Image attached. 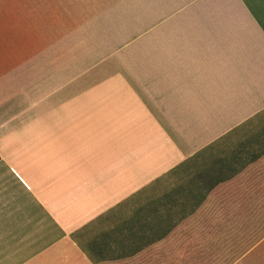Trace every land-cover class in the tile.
Masks as SVG:
<instances>
[{
	"label": "crops",
	"instance_id": "crops-1",
	"mask_svg": "<svg viewBox=\"0 0 264 264\" xmlns=\"http://www.w3.org/2000/svg\"><path fill=\"white\" fill-rule=\"evenodd\" d=\"M263 126L264 0H0V264H96L86 226Z\"/></svg>",
	"mask_w": 264,
	"mask_h": 264
},
{
	"label": "rangeland",
	"instance_id": "rangeland-1",
	"mask_svg": "<svg viewBox=\"0 0 264 264\" xmlns=\"http://www.w3.org/2000/svg\"><path fill=\"white\" fill-rule=\"evenodd\" d=\"M258 130L204 150L99 217L79 234L82 248L96 264H235L264 238Z\"/></svg>",
	"mask_w": 264,
	"mask_h": 264
}]
</instances>
